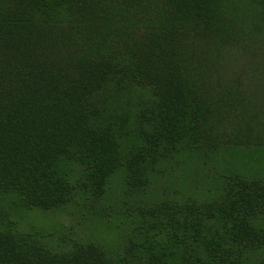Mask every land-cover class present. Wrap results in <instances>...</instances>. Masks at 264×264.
Segmentation results:
<instances>
[{"label":"trees","instance_id":"1","mask_svg":"<svg viewBox=\"0 0 264 264\" xmlns=\"http://www.w3.org/2000/svg\"><path fill=\"white\" fill-rule=\"evenodd\" d=\"M0 264H264V0H0Z\"/></svg>","mask_w":264,"mask_h":264},{"label":"rangeland","instance_id":"2","mask_svg":"<svg viewBox=\"0 0 264 264\" xmlns=\"http://www.w3.org/2000/svg\"><path fill=\"white\" fill-rule=\"evenodd\" d=\"M26 218L28 224H32L34 227H45L48 232L55 233L57 230L60 232H69L71 229L75 232H78L80 235H87L91 229L92 224L90 225L87 221H81V224H78V221L69 218L68 214L65 212L58 213H49V214H32ZM25 228H29L26 223L23 222ZM52 235L55 234H51ZM99 236H107L109 232L107 230L101 229ZM54 238V237H52Z\"/></svg>","mask_w":264,"mask_h":264}]
</instances>
